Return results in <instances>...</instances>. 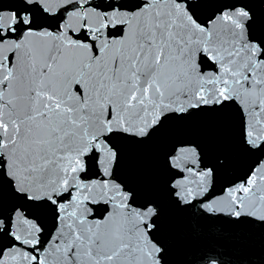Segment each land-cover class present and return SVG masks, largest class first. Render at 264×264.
<instances>
[{"label": "snow or ice", "instance_id": "6c2138e0", "mask_svg": "<svg viewBox=\"0 0 264 264\" xmlns=\"http://www.w3.org/2000/svg\"><path fill=\"white\" fill-rule=\"evenodd\" d=\"M195 7L191 0L0 7V207L10 191L55 206L56 221L37 247L40 227L14 208L3 234L16 243L0 247V264H160L152 206L132 207V193L112 178L120 134L143 139L169 114L236 107L245 143L264 146V39L250 31L254 18L244 5H227L202 22ZM37 16L54 23L37 24ZM88 157L100 169L92 179L81 175ZM217 207L264 222V164L207 205Z\"/></svg>", "mask_w": 264, "mask_h": 264}, {"label": "water", "instance_id": "95a60500", "mask_svg": "<svg viewBox=\"0 0 264 264\" xmlns=\"http://www.w3.org/2000/svg\"><path fill=\"white\" fill-rule=\"evenodd\" d=\"M20 2L0 0V7L19 10ZM191 3L202 22L227 5H244L254 18L250 31L264 39V0ZM36 23L47 27L54 21L37 16ZM202 63L211 65L206 60ZM113 143L119 159L112 166V178L132 193L128 202L132 207L153 208L151 219L158 226L153 238L163 248L160 264H264V222L248 217L237 220L219 207L216 212L207 208L228 188L246 179L253 168L264 164V146L253 148L245 143L236 107L202 106L184 115L169 114L143 139L120 134ZM86 159L88 171L81 175L95 178L93 174L100 169L91 157ZM185 169L194 173L210 170V175L201 180ZM54 207L46 202L18 200L5 191L0 207V247L16 243L3 234L8 217L15 221L14 208H20L40 227L37 247L46 246L55 232ZM95 215L102 218L103 213L97 211Z\"/></svg>", "mask_w": 264, "mask_h": 264}]
</instances>
